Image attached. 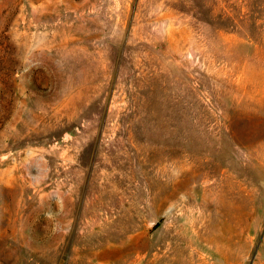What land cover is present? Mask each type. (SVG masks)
Returning a JSON list of instances; mask_svg holds the SVG:
<instances>
[{
  "label": "rangeland",
  "instance_id": "rangeland-1",
  "mask_svg": "<svg viewBox=\"0 0 264 264\" xmlns=\"http://www.w3.org/2000/svg\"><path fill=\"white\" fill-rule=\"evenodd\" d=\"M0 264H264V0H0Z\"/></svg>",
  "mask_w": 264,
  "mask_h": 264
}]
</instances>
